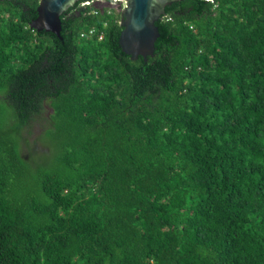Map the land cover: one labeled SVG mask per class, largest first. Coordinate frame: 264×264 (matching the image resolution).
<instances>
[{
	"label": "trees",
	"instance_id": "trees-1",
	"mask_svg": "<svg viewBox=\"0 0 264 264\" xmlns=\"http://www.w3.org/2000/svg\"><path fill=\"white\" fill-rule=\"evenodd\" d=\"M82 2L0 0V264H264V0Z\"/></svg>",
	"mask_w": 264,
	"mask_h": 264
},
{
	"label": "water",
	"instance_id": "water-1",
	"mask_svg": "<svg viewBox=\"0 0 264 264\" xmlns=\"http://www.w3.org/2000/svg\"><path fill=\"white\" fill-rule=\"evenodd\" d=\"M77 1L87 0H38L35 17L28 23L35 31H45L60 39L59 15ZM118 8L120 31L117 43L120 51L130 60L140 57L141 62L153 55L154 41L158 36L154 22L164 16L163 8L180 0H121ZM110 4L109 6H111Z\"/></svg>",
	"mask_w": 264,
	"mask_h": 264
},
{
	"label": "rangeland",
	"instance_id": "rangeland-1",
	"mask_svg": "<svg viewBox=\"0 0 264 264\" xmlns=\"http://www.w3.org/2000/svg\"><path fill=\"white\" fill-rule=\"evenodd\" d=\"M99 4H101V3H96V4H92V5H93V6H98ZM82 5H85V2H84V1L82 2ZM122 5H123V2H122V1L119 2V4L115 3V4H112L111 6L102 4L103 7H110V8L115 9V11H117L118 8H121ZM98 7H99V6H98ZM117 12H118V11H117Z\"/></svg>",
	"mask_w": 264,
	"mask_h": 264
},
{
	"label": "flooded vegetation",
	"instance_id": "flooded-vegetation-1",
	"mask_svg": "<svg viewBox=\"0 0 264 264\" xmlns=\"http://www.w3.org/2000/svg\"><path fill=\"white\" fill-rule=\"evenodd\" d=\"M96 3H101L98 5L99 7H103L102 4H104V5H110V4H115V3L119 4L118 1L117 2H111V1H107V0H92V2H91V4H96Z\"/></svg>",
	"mask_w": 264,
	"mask_h": 264
},
{
	"label": "built area",
	"instance_id": "built-area-1",
	"mask_svg": "<svg viewBox=\"0 0 264 264\" xmlns=\"http://www.w3.org/2000/svg\"><path fill=\"white\" fill-rule=\"evenodd\" d=\"M111 2H121V0H110ZM85 2V4H87L88 2L87 1H84ZM88 33L89 34H91L92 33V29H90L89 31H88ZM98 37H100V36H98Z\"/></svg>",
	"mask_w": 264,
	"mask_h": 264
},
{
	"label": "clouds",
	"instance_id": "clouds-1",
	"mask_svg": "<svg viewBox=\"0 0 264 264\" xmlns=\"http://www.w3.org/2000/svg\"><path fill=\"white\" fill-rule=\"evenodd\" d=\"M110 1V0H109Z\"/></svg>",
	"mask_w": 264,
	"mask_h": 264
}]
</instances>
